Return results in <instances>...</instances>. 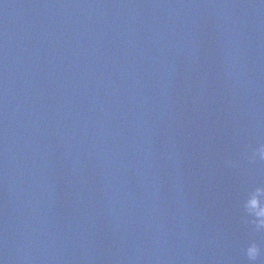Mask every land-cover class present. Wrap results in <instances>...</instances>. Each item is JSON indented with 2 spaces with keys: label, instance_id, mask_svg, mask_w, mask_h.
Wrapping results in <instances>:
<instances>
[{
  "label": "water",
  "instance_id": "1",
  "mask_svg": "<svg viewBox=\"0 0 264 264\" xmlns=\"http://www.w3.org/2000/svg\"><path fill=\"white\" fill-rule=\"evenodd\" d=\"M261 145L264 0H0V264H264Z\"/></svg>",
  "mask_w": 264,
  "mask_h": 264
},
{
  "label": "clouds",
  "instance_id": "2",
  "mask_svg": "<svg viewBox=\"0 0 264 264\" xmlns=\"http://www.w3.org/2000/svg\"><path fill=\"white\" fill-rule=\"evenodd\" d=\"M254 155H258L261 159H264V145H261L259 148L255 150ZM258 227H264V224L258 225ZM259 249H257L255 255H249L250 260H255L257 256L260 255Z\"/></svg>",
  "mask_w": 264,
  "mask_h": 264
}]
</instances>
